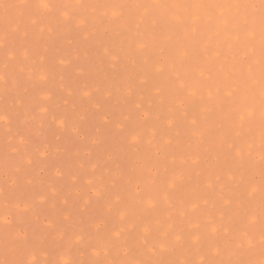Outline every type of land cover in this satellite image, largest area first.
I'll list each match as a JSON object with an SVG mask.
<instances>
[{
    "label": "rangeland",
    "instance_id": "rangeland-1",
    "mask_svg": "<svg viewBox=\"0 0 264 264\" xmlns=\"http://www.w3.org/2000/svg\"><path fill=\"white\" fill-rule=\"evenodd\" d=\"M78 2L65 25L0 0V41L13 54L0 47V112L9 117L0 121V217L9 221L0 220V264L32 251L42 262L68 259L69 249L81 264H261V0ZM237 2L250 6L188 7ZM112 3L126 6L123 15ZM146 193L154 206L141 202ZM18 225L29 240L14 247Z\"/></svg>",
    "mask_w": 264,
    "mask_h": 264
},
{
    "label": "snow or ice",
    "instance_id": "snow-or-ice-1",
    "mask_svg": "<svg viewBox=\"0 0 264 264\" xmlns=\"http://www.w3.org/2000/svg\"><path fill=\"white\" fill-rule=\"evenodd\" d=\"M19 7H23L26 9H29L31 11H33L40 19L42 20H46L49 17L55 15L57 22L61 23V24H71L73 22V17L70 15V10L74 9L75 7H80L82 5L79 4L78 0H77V4L73 5V4H69V3H64L63 0H20V3L17 5ZM209 7V8H215V9H224V8H231V7H236V8H246L249 7L250 5L247 4H240V3H234V4H223V3H216V4H209V5H188V7ZM105 7H109L111 9L114 10L113 15L116 14H120L123 15V9L126 7L125 5L121 4V3H112V4H108L105 5ZM137 7H144V8H148V7H152V8H160V7H169V8H174L176 6L174 5H162L161 3H159V0H153V3L151 5H137ZM35 20L33 21V23L35 24ZM41 31H43V29H41ZM249 36H254L255 32L254 30H249ZM261 37L262 39H264V0H261ZM7 45V41H0V47H4L5 51H6V55L8 56L9 59L13 58V54L11 52L10 49H8L6 47ZM139 47L143 48L144 45L140 44ZM184 55H187V53H183ZM113 59H115V57H113ZM65 61L61 60L60 63L63 64ZM43 71V70H42ZM157 71H163L162 67H158ZM201 75H203V73H201ZM47 78L46 74H42L40 76L41 80H45ZM0 79H2V77H0ZM181 87H184V85H181ZM88 93H86L87 95ZM192 94L194 95V91L192 92ZM229 96L231 95V93H227ZM45 111H47V109H44ZM253 110L249 109L248 110V115L251 116L253 115ZM262 115H264V110H262ZM9 117L7 114V111L5 112H0V121H8ZM241 119H244V116H241ZM175 121L173 119H169L167 121L168 125L171 126ZM197 123V121L195 119L192 120V124L195 125ZM126 139L128 141V143L130 144H136L139 142L140 140V133L135 129V128H131L129 127L126 131ZM24 140H21V143H24ZM237 155H240L239 152L236 153ZM26 163L28 165H31L33 163V161L31 159L26 160ZM21 169L19 167H17L15 169L16 172H19ZM11 177L9 176V179ZM179 176H174L173 179L171 181H169L167 178L164 180V183L167 185V187L171 188V187H175V183L176 180L179 179ZM14 182V181H13ZM256 191L255 187H252L251 192L249 193V195L251 196L252 193H254ZM260 191H261V200H262V211H261V223L262 225H264V181H262L261 183V187H260ZM117 199H119V197H117ZM142 203H144L146 206H154L155 204V196L151 193H146L145 197L142 199L141 201ZM0 220L3 221L4 226H7L9 224V221L7 220L6 216L0 217ZM255 222V217L253 216L250 220L249 223H254ZM17 232L15 237L13 238V241H11V243L14 245V247L19 246L20 244L23 243H27L29 240V236L26 232L23 231L21 226H17ZM213 232L216 231L215 228H213L212 230ZM246 235V234H245ZM113 236H115L117 238V240L120 238L121 233L119 231H114L113 232ZM200 235H196L195 239L198 241L200 240ZM81 239H83L82 236H77L76 237V241L75 242H79ZM175 239L177 241H179L181 239V237L179 235H177L175 237ZM246 244L248 246V248H252L255 246V243L252 239H247ZM145 243H147V240H145ZM244 246L243 243H236L235 244V249H240ZM260 246L262 251H264V231H262L261 233V237H260ZM161 248L165 249V245L161 244ZM220 247L218 244H216L214 246V255H219L220 254ZM70 253L71 250H66L64 252L65 256H68V259H60V260H56V261H45L42 262L39 259H37L35 251H32L29 253L28 258H22V259H18V260H14L11 262H5V264H81L80 261L78 260H74L70 258ZM96 255H99L100 252L99 250L95 253ZM94 264H103V262H94ZM111 264H122V262L119 261H113L111 262ZM126 264H145V262L143 261H134V262H126ZM157 264H181V262H173V261H159L157 262ZM182 264H232L231 261L229 262H220L217 261L215 259H208V260H199V261H184L182 262ZM238 264H245V262H238ZM261 264H264V261L261 262Z\"/></svg>",
    "mask_w": 264,
    "mask_h": 264
}]
</instances>
